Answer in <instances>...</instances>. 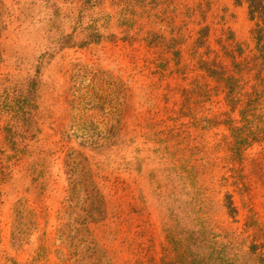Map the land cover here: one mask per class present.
<instances>
[{
    "label": "rangeland",
    "instance_id": "rangeland-1",
    "mask_svg": "<svg viewBox=\"0 0 264 264\" xmlns=\"http://www.w3.org/2000/svg\"><path fill=\"white\" fill-rule=\"evenodd\" d=\"M146 4L0 0V264H264V103L233 154L200 66L255 56L248 3Z\"/></svg>",
    "mask_w": 264,
    "mask_h": 264
},
{
    "label": "trees",
    "instance_id": "trees-1",
    "mask_svg": "<svg viewBox=\"0 0 264 264\" xmlns=\"http://www.w3.org/2000/svg\"><path fill=\"white\" fill-rule=\"evenodd\" d=\"M147 1L152 2L153 0H125V9L134 13L135 7L146 6ZM236 1L241 2L244 0ZM245 1L248 3L250 18L255 21V27L252 30V37L255 40V56L250 60L238 61V57L242 56V49H232L229 47L232 43L227 45L224 44L226 40H219L220 50H217V52L212 50L216 54V58L211 60L202 58L200 61L201 68L217 82V87L225 92V97L231 105L235 108L242 106L239 112L240 122L242 123L240 127L236 126L230 117L226 121L231 129V135L226 140V147H237L231 150L236 155L239 154L238 148L247 146L253 138L251 125L258 117V112L262 108V103H264V0ZM208 32V27L200 31L196 47L206 46ZM224 57L232 59L230 66L226 64ZM253 71H256L254 75L256 83L252 86V91L249 92L245 90L244 73H252ZM259 105L261 106L259 107ZM226 201V205L231 212H235L236 208L232 196L227 195Z\"/></svg>",
    "mask_w": 264,
    "mask_h": 264
}]
</instances>
